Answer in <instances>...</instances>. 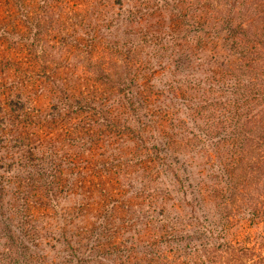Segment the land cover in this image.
<instances>
[{"label": "trees", "instance_id": "1", "mask_svg": "<svg viewBox=\"0 0 264 264\" xmlns=\"http://www.w3.org/2000/svg\"><path fill=\"white\" fill-rule=\"evenodd\" d=\"M264 0H0V264H264Z\"/></svg>", "mask_w": 264, "mask_h": 264}, {"label": "rangeland", "instance_id": "2", "mask_svg": "<svg viewBox=\"0 0 264 264\" xmlns=\"http://www.w3.org/2000/svg\"><path fill=\"white\" fill-rule=\"evenodd\" d=\"M231 236L238 240H243L244 237L251 236L253 240H258L261 250L264 252V222L260 225H252L240 219L231 229Z\"/></svg>", "mask_w": 264, "mask_h": 264}]
</instances>
